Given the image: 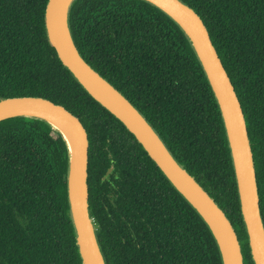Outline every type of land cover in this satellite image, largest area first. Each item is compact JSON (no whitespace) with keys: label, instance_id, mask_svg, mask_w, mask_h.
Wrapping results in <instances>:
<instances>
[{"label":"trees","instance_id":"obj_1","mask_svg":"<svg viewBox=\"0 0 264 264\" xmlns=\"http://www.w3.org/2000/svg\"><path fill=\"white\" fill-rule=\"evenodd\" d=\"M181 1L203 20L240 101L264 224V0ZM46 3L0 0V99L44 97L82 122L89 213L105 263L222 264L202 217L62 64L46 35ZM68 27L85 61L223 209L244 264H253L222 116L183 30L146 0H73ZM68 166L67 143L46 121H0V264H82Z\"/></svg>","mask_w":264,"mask_h":264},{"label":"water","instance_id":"obj_2","mask_svg":"<svg viewBox=\"0 0 264 264\" xmlns=\"http://www.w3.org/2000/svg\"><path fill=\"white\" fill-rule=\"evenodd\" d=\"M73 0H47L46 35L62 64L100 105L134 135L173 187L191 204L209 227L222 264H244L241 244L230 219L200 183L173 157L140 111L80 55L68 27ZM171 17L188 37L216 98L230 149L242 219L253 264H264V224L259 206L253 153L243 110L209 32L195 10L181 0H146ZM15 116L39 118L58 130L69 149L67 194L82 264H106L88 206L89 140L80 119L63 105L40 96L0 99V121ZM64 127L73 139L71 147ZM113 169L110 166L103 178Z\"/></svg>","mask_w":264,"mask_h":264},{"label":"bare ground","instance_id":"obj_3","mask_svg":"<svg viewBox=\"0 0 264 264\" xmlns=\"http://www.w3.org/2000/svg\"><path fill=\"white\" fill-rule=\"evenodd\" d=\"M54 122V124L55 125H57L59 128H61L64 132H65V134H66V137L68 138V140H69V142H70V145H71V147H72V145H73V139H72V137L69 135V133L67 132V130L64 128V127H62L60 124H58L56 121H53Z\"/></svg>","mask_w":264,"mask_h":264}]
</instances>
